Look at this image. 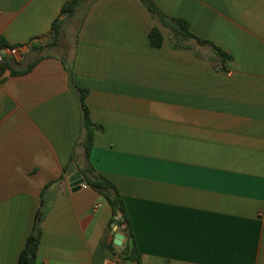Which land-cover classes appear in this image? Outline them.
Wrapping results in <instances>:
<instances>
[{"label":"crops","instance_id":"1","mask_svg":"<svg viewBox=\"0 0 264 264\" xmlns=\"http://www.w3.org/2000/svg\"><path fill=\"white\" fill-rule=\"evenodd\" d=\"M65 1L0 0V37L18 59L48 40ZM152 1L230 59L194 40L171 46L141 0H92L30 71L5 70L0 264H19L41 206L32 264H138L120 253L132 240L106 199L70 185V164L85 163L76 87L100 125L89 162L115 184L143 264H264V0Z\"/></svg>","mask_w":264,"mask_h":264},{"label":"trees","instance_id":"2","mask_svg":"<svg viewBox=\"0 0 264 264\" xmlns=\"http://www.w3.org/2000/svg\"><path fill=\"white\" fill-rule=\"evenodd\" d=\"M92 0H66L58 13V15L52 20L50 25V33L48 40L45 43L32 42L31 50L28 55L22 56L18 59L12 54L2 55L0 61V75L9 70L11 75H21L30 71L40 59L43 58V51L45 48L53 47L59 44L63 38L64 25L72 21L81 22ZM150 14L158 18L164 25L170 28V43L173 47H185L187 42L194 40L200 44H208L214 51L219 62L223 63L230 59V55L224 52L219 47H216L211 42L201 39L194 35L189 29V23L187 20L180 17H172L163 13L152 0H141ZM149 40L152 46H160L161 34L157 28H152L149 34ZM13 47L8 44L3 37H0V48ZM76 97L81 112V122L83 131V140L81 141L85 163L79 167L84 183L96 190L102 197L106 199L111 208V221L113 219L118 220L119 229L124 231L126 235L132 240L131 245H124V248L120 250V253L124 257L136 261L138 264H143L141 255L138 252L131 226L128 220L126 209L124 207L123 200L119 196L118 190L115 184L105 175L96 171L92 164L89 162L90 150L93 144V131L96 128H100V125L94 123L90 116L89 108L86 104L85 97L88 90L81 87H76ZM50 183L46 184L45 189ZM45 214V208L41 206L35 217L34 226L32 232L27 236L24 246L20 252L19 264H32L36 257L37 247L41 236V221ZM109 247L113 248L111 244Z\"/></svg>","mask_w":264,"mask_h":264},{"label":"water","instance_id":"3","mask_svg":"<svg viewBox=\"0 0 264 264\" xmlns=\"http://www.w3.org/2000/svg\"><path fill=\"white\" fill-rule=\"evenodd\" d=\"M67 175H68V179L70 181V185L74 188V189H79L80 184L84 183V179L81 176V173L76 170V166L72 163L70 164L68 170H67ZM118 223V220L114 219L113 220V226L116 227ZM124 238V235L122 233H115L114 235V240L113 242L122 247V240Z\"/></svg>","mask_w":264,"mask_h":264},{"label":"built area","instance_id":"4","mask_svg":"<svg viewBox=\"0 0 264 264\" xmlns=\"http://www.w3.org/2000/svg\"><path fill=\"white\" fill-rule=\"evenodd\" d=\"M8 52H9V54H12V55H14V56L18 55V49L15 48V47H11V48H9V49H8ZM1 58H2V55L0 54V61H1ZM80 187L86 188V187H87V184H85V183H81V184H80ZM113 264H118V263H113Z\"/></svg>","mask_w":264,"mask_h":264},{"label":"rangeland","instance_id":"5","mask_svg":"<svg viewBox=\"0 0 264 264\" xmlns=\"http://www.w3.org/2000/svg\"><path fill=\"white\" fill-rule=\"evenodd\" d=\"M72 27H75V23L72 25ZM72 38H73V33L69 36V38L67 39V41L65 42V46H66V49H70L71 46H72Z\"/></svg>","mask_w":264,"mask_h":264}]
</instances>
